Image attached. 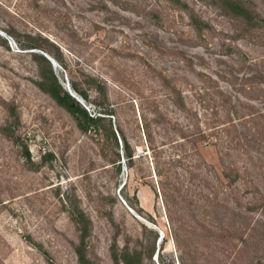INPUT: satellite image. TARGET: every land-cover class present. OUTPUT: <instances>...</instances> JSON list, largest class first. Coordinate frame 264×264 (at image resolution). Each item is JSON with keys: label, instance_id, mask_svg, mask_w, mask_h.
Segmentation results:
<instances>
[{"label": "rangeland", "instance_id": "1", "mask_svg": "<svg viewBox=\"0 0 264 264\" xmlns=\"http://www.w3.org/2000/svg\"><path fill=\"white\" fill-rule=\"evenodd\" d=\"M261 34L215 0H0V264H84L80 231L90 264L124 247L142 264H264ZM54 45L62 87L81 73L104 83L84 104L112 110L129 167L118 135L117 166L108 140L36 86L31 50Z\"/></svg>", "mask_w": 264, "mask_h": 264}, {"label": "trees", "instance_id": "2", "mask_svg": "<svg viewBox=\"0 0 264 264\" xmlns=\"http://www.w3.org/2000/svg\"><path fill=\"white\" fill-rule=\"evenodd\" d=\"M215 2L222 9V11L232 15L236 19H239L245 26L249 28V30L252 29L260 31L262 32L261 36H264V7L263 9H259L255 5L254 0H215ZM21 48H39V45H26L22 46ZM53 48L54 51H44L47 53V55H51L55 60L61 61V50H59V48L55 45L53 46ZM32 56L37 62H41L43 64V67H40L38 70V79L35 81L36 86L41 91L48 94V96L58 106L62 107L72 117L75 126L79 131H92L94 134L99 135L100 138H104L106 141L108 140V142L111 143L112 147L115 149V151L113 152L114 157L110 159V163L116 164L117 166L119 164V162H117L119 160V153L117 150L118 144L116 136L118 135L119 140L121 141V158H123L124 163H126V165H128L129 167L134 156L133 148L129 144L121 128H119L118 126H115V128H113V124L109 119L110 117L107 116L113 115L112 110L109 109V111L108 109H101L102 111L96 110L90 112L87 110V108L85 109L61 86L48 60L39 52H32ZM260 74L261 71H258V76ZM81 75L83 76L82 81L74 80L73 78L68 79L69 88L77 95H79L84 102L91 101L94 104L99 105L101 101V98L99 97L103 96L104 83L93 75L87 73H81ZM90 90H93L95 93L93 99H91L89 96L88 92ZM171 92L172 94H174L173 99L176 101L175 98H179V93L174 89ZM145 128L146 127L143 128V134L146 141L148 139V132ZM3 132L5 133L4 135L6 137H8L9 139L12 138L13 142L18 146L20 155L25 164L30 168H35L36 165L33 163L30 157L27 146L22 142L19 143L15 141L13 139L15 137L12 131H10V133H7L5 131ZM197 133L202 135L203 132L198 131ZM71 216L73 220L77 222L81 221V219L83 218V213L76 210V215ZM85 235V231H80L78 235L79 244L75 247L74 251L81 263L90 264V262L86 259L82 249L80 248ZM112 262L113 264H142L141 252L136 250L135 248L129 249L124 247L123 249H121L118 255L112 256Z\"/></svg>", "mask_w": 264, "mask_h": 264}, {"label": "water", "instance_id": "3", "mask_svg": "<svg viewBox=\"0 0 264 264\" xmlns=\"http://www.w3.org/2000/svg\"><path fill=\"white\" fill-rule=\"evenodd\" d=\"M31 52H39L40 54H42L47 60H48V62L50 63V65L52 66V68H55V61L49 56V55H47L45 52H42V51H35V50H31ZM64 89L68 92V94L71 96V97H73L78 103H80V105H82L85 109H86V106H85V104H84V101H83V99L79 96V95H77L75 92H73L70 88H69V86H67V84L65 85L64 84ZM161 232L160 231H158V238H157V240H159L160 238H161Z\"/></svg>", "mask_w": 264, "mask_h": 264}]
</instances>
